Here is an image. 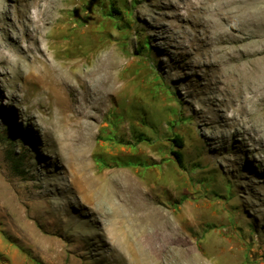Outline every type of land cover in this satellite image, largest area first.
I'll return each instance as SVG.
<instances>
[{
    "label": "rangeland",
    "instance_id": "1",
    "mask_svg": "<svg viewBox=\"0 0 264 264\" xmlns=\"http://www.w3.org/2000/svg\"><path fill=\"white\" fill-rule=\"evenodd\" d=\"M172 1L81 0L78 9L80 21L89 15L100 25L107 53L120 61L116 93L101 114L103 143L87 162L129 175L142 193L110 197L104 189L102 201H84L59 173L68 149L58 129L32 105L34 95L0 76V264H264V99L236 116L237 127L231 108L200 118L197 108L221 98L226 108L232 92L215 83L225 70L209 19L220 5ZM246 15L257 20L251 29L264 27V18ZM235 23L230 50L239 54ZM236 59L230 68L246 62ZM152 179L161 183L156 190ZM150 204L175 238L152 236Z\"/></svg>",
    "mask_w": 264,
    "mask_h": 264
},
{
    "label": "bare ground",
    "instance_id": "2",
    "mask_svg": "<svg viewBox=\"0 0 264 264\" xmlns=\"http://www.w3.org/2000/svg\"><path fill=\"white\" fill-rule=\"evenodd\" d=\"M9 1L0 0V67L2 68L0 76L4 79L6 76L11 78L13 83H17L15 87L18 91L26 89L29 96L34 95V99L31 98L32 105L37 106L41 113L48 115L50 122L58 129L68 149L67 166L63 167L59 173L65 177L70 176L69 186L86 202L98 201L100 197L99 201H102L104 189L109 190L110 197H117V193H124L127 190L135 193L138 190L141 191L138 182L129 175L121 176L117 170L110 172L111 176L106 171H93L87 162L88 154L94 152L97 145L103 143V135L99 132L102 128L101 114L104 109H107L108 100L116 93L115 83L120 66L118 52L111 50L107 53L106 51V46L101 39L100 25L93 23L94 20L87 14L88 19L84 22L80 21L78 9L81 8V0H78L80 3L77 5H74L77 0H18L13 4ZM177 1L189 5L197 4V6L216 1L220 5V9L215 13L216 16L211 14L215 19L209 16L210 32L216 39L213 50L222 58V68L225 70L220 76H215V83L219 90L220 84H224L231 87L232 92L227 96L226 108L222 107L224 99L221 98L212 105L208 102L196 111L202 114L200 118H204L207 112L212 114L214 111H219L221 114H226V111L231 108L232 114L229 117L236 120L235 127H237L240 121L236 116L247 109H257L264 99V44H260L261 48L254 45L256 39L264 37V27L260 24L263 28L259 30L250 28V25L257 21L254 22L253 16H257L258 19L264 18L261 16L264 12V0H253L252 4L248 3L249 0H235L236 7L232 10L233 19L235 22H241L242 26H238L239 28L236 26V32L240 35L233 36L237 40L244 41V44L241 43L243 44L241 48L237 47L239 54L230 50L235 46L231 44L232 47H230V25L232 28L238 24L230 19V2L232 1ZM206 9H210V5L206 6ZM245 13L253 14L251 15L253 22ZM207 15L209 14H206V17ZM262 22L264 24V19ZM249 38L254 41L247 43ZM238 57H242L246 62L243 61L244 64L241 67L232 65L230 68L233 64L230 60H237ZM230 74L232 79H228ZM95 128L98 129L97 142L92 140ZM147 182L149 183V180ZM150 186L151 189L156 190L161 183L152 179ZM66 204L63 203V205ZM149 209L152 236L156 238L162 236L158 238L162 241L175 238L176 234L168 229V220L160 208L150 204ZM63 211L67 214L64 207ZM53 222H56L57 228L62 227L63 223L59 220ZM20 225L17 227L19 228ZM28 235L36 236V232Z\"/></svg>",
    "mask_w": 264,
    "mask_h": 264
},
{
    "label": "trees",
    "instance_id": "3",
    "mask_svg": "<svg viewBox=\"0 0 264 264\" xmlns=\"http://www.w3.org/2000/svg\"><path fill=\"white\" fill-rule=\"evenodd\" d=\"M175 142H176L177 146H181L182 145V143H181V141H180V139L178 137L175 138Z\"/></svg>",
    "mask_w": 264,
    "mask_h": 264
}]
</instances>
